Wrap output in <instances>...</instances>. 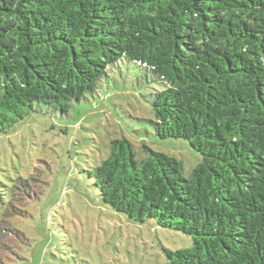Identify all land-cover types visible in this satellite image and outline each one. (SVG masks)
<instances>
[{
	"label": "trees",
	"instance_id": "1",
	"mask_svg": "<svg viewBox=\"0 0 264 264\" xmlns=\"http://www.w3.org/2000/svg\"><path fill=\"white\" fill-rule=\"evenodd\" d=\"M121 59L159 85L154 134L201 160L185 177L175 157L113 138L88 171L101 201L190 235L163 249L169 264H264V0H0V134L99 96Z\"/></svg>",
	"mask_w": 264,
	"mask_h": 264
},
{
	"label": "rangeland",
	"instance_id": "2",
	"mask_svg": "<svg viewBox=\"0 0 264 264\" xmlns=\"http://www.w3.org/2000/svg\"><path fill=\"white\" fill-rule=\"evenodd\" d=\"M158 87L121 59L99 96L71 102L63 114L41 105L0 134V264H169L164 248L192 245L188 234L113 210L88 175L110 140L124 136L138 159L145 143L180 160L189 176L201 155L186 140L159 139L150 126L148 100Z\"/></svg>",
	"mask_w": 264,
	"mask_h": 264
}]
</instances>
